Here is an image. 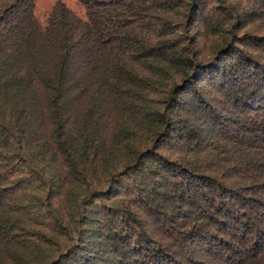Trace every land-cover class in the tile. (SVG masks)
<instances>
[{
  "label": "trees",
  "instance_id": "1",
  "mask_svg": "<svg viewBox=\"0 0 264 264\" xmlns=\"http://www.w3.org/2000/svg\"><path fill=\"white\" fill-rule=\"evenodd\" d=\"M0 0V264H264V0Z\"/></svg>",
  "mask_w": 264,
  "mask_h": 264
},
{
  "label": "rangeland",
  "instance_id": "2",
  "mask_svg": "<svg viewBox=\"0 0 264 264\" xmlns=\"http://www.w3.org/2000/svg\"><path fill=\"white\" fill-rule=\"evenodd\" d=\"M66 2L67 5L75 10L80 16L86 18V8L79 0H36V14L42 23L47 22V17L53 6L59 2Z\"/></svg>",
  "mask_w": 264,
  "mask_h": 264
}]
</instances>
